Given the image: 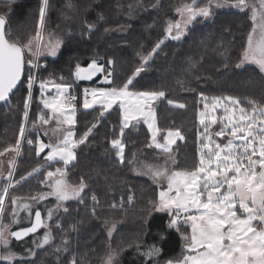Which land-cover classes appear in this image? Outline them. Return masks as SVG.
Returning a JSON list of instances; mask_svg holds the SVG:
<instances>
[{
  "label": "trees",
  "instance_id": "trees-1",
  "mask_svg": "<svg viewBox=\"0 0 264 264\" xmlns=\"http://www.w3.org/2000/svg\"><path fill=\"white\" fill-rule=\"evenodd\" d=\"M180 1L47 0L45 21L63 23L62 28L70 29V34L55 58L37 57L39 67L35 70L27 119L24 116V102L29 97L27 67L12 96L0 103V108L11 100L16 104L8 112L0 109V134L4 136L5 147L15 146L22 123L26 128L12 181L36 169L44 159L43 153L39 156L35 153L34 138L32 145L27 144L30 119L49 112L37 98L38 80L61 77V82L71 85L69 92H79L85 85L74 78L76 65L86 66L93 59L104 66L106 75L114 73L108 86L121 87L143 57L164 39L143 71L134 77L129 89L165 93L157 100L156 121L161 132L179 130L183 137L170 152L173 155L170 166L177 171H190L199 162L198 112L204 98L232 97L240 101L239 107L249 111L253 108L250 101L257 108L264 107V75L252 65L236 67L252 27L250 11L220 10L211 19L193 21L179 40H173L166 37L164 29L174 20L175 4ZM43 3L44 0H0V16L5 18V30L11 33V40H28L32 34L23 27L35 35ZM89 25H92L91 30ZM129 49L135 56L129 57ZM28 58H32L30 54ZM109 60L114 63L109 64ZM118 61L121 66H116ZM101 77L98 75L91 83H97ZM80 102H76V106ZM102 110L100 105L76 109L73 125L76 138L89 128L92 131L85 142L75 148V161L64 171L72 185L84 182L81 197L85 205L75 208L77 201H69V212L59 220L62 227L57 229V218L52 221L55 234L59 233L68 242L62 243V250L48 253L37 264H70L72 259L75 264H103L99 252L105 254L110 248L117 255L114 264L161 263L181 253L182 237L188 233L189 226L180 224L178 229L169 228V214L156 211L150 203L159 199V186L147 176L132 171L135 165L139 172L146 174L147 167H138L141 162L161 165L165 162L164 156L149 146L150 133L144 124L139 123L133 129L126 127L122 133L120 108L113 106L101 116ZM117 139L124 145L123 163L117 157V148L111 145ZM57 165L60 164L53 162L34 173L27 180H33L31 183L25 181L18 187H10L0 220L4 222L12 209L10 197L27 198L39 193L43 187L38 181L44 179L40 173ZM93 196L95 201H92ZM111 203L117 206L109 208ZM111 225L116 229L108 239L107 230ZM153 247L158 251L148 256ZM26 260L12 264H35V260Z\"/></svg>",
  "mask_w": 264,
  "mask_h": 264
},
{
  "label": "snow or ice",
  "instance_id": "snow-or-ice-1",
  "mask_svg": "<svg viewBox=\"0 0 264 264\" xmlns=\"http://www.w3.org/2000/svg\"><path fill=\"white\" fill-rule=\"evenodd\" d=\"M47 0H44L39 10V22L34 36H30L26 42L20 40H11L10 32H6V21L0 16V101H5L9 93L21 81V77L27 64L29 68H37L38 64L33 59H26L28 54L36 58L46 51L50 56H56L60 48V40L53 39V34H49L47 40L43 35L45 13ZM213 6L217 8L232 7L241 11L250 10L253 27L248 34L247 45L244 47L239 62L236 64L240 68L246 63L256 65L261 72H264V0H235L229 3L228 0H207L204 4H199V0H191L190 3H182L176 8V13L180 19L169 22L164 31L166 37L173 40H179L186 32L188 25L199 17L205 19L213 15ZM92 25H89L91 30ZM175 31V35H173ZM160 41L149 53L143 57L142 66L137 67L132 76L121 87L109 89H92L89 93L85 90L83 101L84 109H92L94 105L100 104L104 112L112 108L114 104L119 103L122 116V128L129 126L133 120L138 121L143 118L152 134V144L166 154H170V145L176 141L173 137L183 139L180 131H169L165 137V143L161 144L156 140L159 129L154 127V113L152 112V103L164 97L163 91H129L133 79L143 71V66L147 64L151 55L163 44ZM109 64L114 61L109 60ZM103 71V66L93 60L87 68L76 65L73 73L76 79H91L96 72ZM109 76L112 73L108 74ZM106 81L108 78H105ZM36 77L30 73L27 81L29 97L25 99V119L28 118L27 109L31 100V89L35 83ZM54 87L56 95L42 97L41 103L44 109L49 110L47 118L41 114L38 120L43 125H48L49 120H55L57 128L53 129L56 135L61 134L63 125L72 126L76 123L75 97L67 95L71 85L66 83H55L54 81H41L40 89L44 93L49 87ZM91 95V99L88 96ZM207 99V98H205ZM233 105L239 106L240 101L232 97H226ZM217 102L212 104V110L222 107V102L216 98ZM169 101V104H172ZM253 104L252 112L249 113L245 108L237 109L224 108L225 112H231V115L221 117L220 120H227L224 127L215 136L223 137L228 134L226 144L216 143L212 134L209 132L210 123L215 124L217 117L211 116L208 112L200 114V123L204 125V131L199 134L198 146V164L190 171H172L169 172L167 161L164 166L147 165V173L150 174L153 182L162 180L167 181V188L159 192L157 202H150L158 212H167L170 216L169 228L177 227L180 223L190 226L191 235L183 236L184 249L187 254L177 260L175 264H264V107L257 108ZM179 107H184L179 105ZM205 109L209 105L205 104ZM210 121V123H206ZM94 127V126H93ZM88 131L80 140L73 138L71 131L63 130V139L57 140L55 144H44L37 141L35 144L36 154L39 156L45 149H48V161L59 159L64 165L70 164L75 159L74 149L83 144L87 139ZM26 132L25 125L22 123L19 130L20 138L16 140L14 147H9L0 152L3 155L6 152H16L19 154L21 139ZM238 142V143H237ZM29 145L33 141H28ZM113 147L118 148L117 157L123 163L124 145L117 139L112 142ZM150 147L152 145H149ZM258 157V158H257ZM12 161H9V173L7 179L12 177ZM131 163V162H130ZM39 169H33V173ZM33 173H29V176ZM59 174L60 178H57ZM66 172L57 168L55 172H48L46 179L52 178L50 184L52 191L47 195H53L58 201V207L64 201L77 199L81 196L85 188L83 181L76 186L68 184L64 179ZM13 187V185H9ZM0 195V216L5 211V197L8 193V187ZM32 200H44L45 195L31 197ZM95 201V196L92 198ZM131 200V198H130ZM12 215L17 213L18 199L13 197ZM19 207L29 209L30 205L20 204ZM114 207V206H113ZM238 210L240 214H238ZM67 211V209H65ZM53 210H49L48 218L51 219ZM16 223V220H13ZM44 226L42 214L39 210L35 211V220L31 227L20 229L19 231H10L11 225L4 224L0 220V245L5 249L9 247V238L16 240L22 239L29 233H35L38 228ZM115 228V225L112 226ZM111 235V229L109 230ZM50 235L45 233L41 246L48 244ZM158 250L154 247L147 253L148 256L154 255ZM15 253L7 251L0 260L11 262ZM114 253L108 252L104 264H113ZM75 264V261L73 262ZM166 264H173L169 260Z\"/></svg>",
  "mask_w": 264,
  "mask_h": 264
},
{
  "label": "rangeland",
  "instance_id": "rangeland-1",
  "mask_svg": "<svg viewBox=\"0 0 264 264\" xmlns=\"http://www.w3.org/2000/svg\"><path fill=\"white\" fill-rule=\"evenodd\" d=\"M185 2L190 3L191 1L190 0H182V1L178 2L177 4H175V9L173 11V13L175 14V18L172 21L173 23L175 21H177V20L180 19L179 15L175 11L176 8L179 7L182 3H185ZM206 2H207V0H199V4H201V5L204 4V3H206ZM228 2L229 3H234L235 0H228ZM158 3L159 2H157V4ZM214 4H215V0H214ZM226 9H236V8H232V7L217 8V7L213 6V9H212L213 15L211 17L207 18V19H211L216 14V12H218L220 10H226ZM50 10L51 9L49 8V11ZM68 11H69V8L66 9V12H68ZM250 16H251V11H250ZM198 20L203 22L206 19L203 18V17H199L194 22H196ZM192 23L190 25H188V27H191ZM62 27H63V23L62 24H61V22L60 23L59 22H56L55 24H53L52 22L49 23L48 22V19L44 23L43 35H44L45 40H47L49 34H53V39H59L60 42H61L60 48L57 50V55H58V52H59V50L61 49V47H62V45L64 43L65 37L70 34V29L62 28ZM252 27H253V24H252ZM252 27H251L250 31L252 30ZM23 28L25 29L26 32L31 33L32 34L31 36H34V33L33 32H31L30 30H26L25 27H23ZM36 31L37 30H35V32ZM98 32L99 33L101 32V28L99 29ZM172 34L175 35V31H173ZM75 37H77V35ZM132 40L137 41V38L136 37H132ZM247 40H248V36L246 37V40H245L243 49L247 45ZM243 49H242V51H243ZM129 50H131V52L129 53V57L135 56L134 51L132 49H129ZM242 51H241V53H242ZM154 54L155 53H153L151 55V57ZM56 56H54V57L53 56H50V55L47 54L46 51H42V54L39 57L55 58ZM240 56H241V54H240ZM93 60L97 61L98 59H93ZM92 61H90L88 63V65ZM118 62H116V66H121L120 62L119 63ZM88 65H86V66H81L80 65V66L83 67V68H87ZM99 65H102V64H99ZM247 65H252V66L256 67L260 71V69L256 65L251 64V63H246V64L242 65L241 67L247 66ZM116 66L113 65V67L117 68ZM141 66H142V62L139 63L137 67H141ZM120 69H121V67L117 69L118 72H120ZM111 73H112V75H114L113 72H111ZM261 73L264 75V72H261ZM98 75H101L102 76L101 79L97 83H91V81L95 77H97ZM112 75L111 76L106 75L105 72H104V66H103V71L96 72L95 75H93L90 80L89 79H79L78 80L75 77L74 78H75V80L77 82H84V85L86 87H88V89L91 92L92 89H97V88L109 89V88H111L108 85H109L110 81H112V79H110V78H112ZM106 77L108 78L107 81L105 79ZM41 81H54L57 84L63 83V82H61V77H58V78H50V79H47V80L46 79H44V80L39 79L38 80V83H37L38 86H39L38 92H37V98L40 101H41V98L42 97L47 98V97L56 95V91H55L54 87H51V86L49 87V89L45 90L44 93H42L41 92V89H40V82ZM75 88H76V85H75ZM129 91H133V92H145L144 90H133V89L132 90L129 89ZM89 96H90V99H91L92 98L91 95H89ZM83 101L84 100H81L80 104L77 105V106L75 104L76 109L78 107H82L83 108ZM13 102L14 101L11 100L10 102H8L5 106H3L0 109L3 112H6V111L8 112V109H11V110L14 109L16 107V104L13 103ZM214 102H217L216 101V98H207V99L204 98V100H203V107L198 112V121L200 122V119H201L200 114L203 113V112H208L211 116L217 117L218 119H217V122L215 124H211L210 121H206V123H210L209 132L212 134L213 140L216 143L226 144L227 141H228V134H227V132L225 133V136H223V137L215 136V133L216 132H219L221 130V128L224 127V125L227 123V120H220L219 118L225 117V116H228V115H231L232 114L231 112H225V110H224L225 107H227L230 110L233 109V108H236L237 109L236 116L238 118V115H239L238 107L239 106L233 105L230 101L226 100L225 98H219V102H222L223 106L222 107H219V108H216L215 110H212V104ZM206 103L209 105V108L208 109H205V107H204ZM96 105H100V104H96ZM116 105L120 108L119 103L114 104L113 106H116ZM42 106H43V104H42ZM156 109H157V100L152 103V112L154 113V127L156 129H158V127H157V121H156L157 120L156 119ZM46 110H48V109H46ZM247 111L249 113L252 112V111H249V110H247ZM120 112H121V109H120ZM0 115H2V114L0 113ZM48 115H49V112H47V114L44 115V116L47 118ZM38 117H39V115H37V117H34V118H31L30 119V123H29V126H28L29 136L27 137V139L28 140H31V141L34 138L35 153H36L35 144H36L37 141H42L44 144H55V143H57V140L58 139L59 140H62L63 139V130L71 131L73 133V138L75 140H80L81 137L84 136V134H83L81 137L76 138V136L74 134V130H73V125L72 126L63 125L61 134L56 135V134L53 133V129L57 128L56 121L54 119L53 120H49V124L48 125H43L42 123L39 122ZM121 123H122V116H121ZM139 123H142V124H144L147 127V129H148V131L150 133V140H151V145H152L151 148L155 149L156 151H158L160 153V155L164 156L163 159H165V161L168 162L167 163V167H168L169 172L177 171V170L172 169L171 166H170V162L172 161L173 155L166 154V153L162 152L160 149L156 148L154 144H152V134H151V131L149 130L147 124L144 123V120H143L142 117L139 118L138 121H136V120L131 121L129 123V126L128 127L131 128V129H133L132 127L133 126H137ZM200 126L201 127L197 128V132H198L197 137H199V134L204 131V125H202L200 123ZM169 131L175 132V130H172V129L164 130L163 132H161V130H159V132L157 134V137H156V140L159 143L164 144L166 142L165 141V137L167 136V134H168ZM42 135L45 136V137H47V139L42 138L41 137ZM3 137L4 136L2 134H0V152H4L5 149L9 148V146L8 147H5V145L2 144ZM173 138L175 139L176 142L181 139L179 137H173ZM176 142L174 144L170 145L171 150H172V147L176 144ZM111 145H112V143H111ZM118 151H119V149L117 148V152ZM47 152H48V149H45V151L42 152L43 154L41 153L42 156L44 157V159H43V162L36 167V169L38 168L39 171H41L48 164H51L53 162H56V163H58L60 165H57L54 169L47 170L45 173H43V172L40 173L41 175L44 176V179H42V180H40L38 182H39V184H41V186L43 188H42V190L39 193H37L34 196L45 195L46 196V199H44V200H32L31 197H27V198L16 197L18 199V205H17V213H18V215H16L15 217L12 215V210H13V205H12V209H11L10 213L8 214L7 219L3 222L4 224L11 225L10 231H13L14 229L28 226L30 224V222H31V218H32L33 213L36 210H40L42 212L44 226L41 228V230L39 232L35 233L34 235H32V236H30V237H28V238H26L24 240L17 241L13 237H10L9 238V247L7 249H5L3 247V245H0V256H3L7 251H10L12 253H15V257H14V259L11 262L4 261V260H0V263L1 264H12L13 262L21 261V260H24V259H28L26 261L35 260L34 263L37 264L38 262L41 261L42 257L45 256V255H47L48 253H51L53 251L59 252L60 250H62L61 249L62 243H67L68 242V239H66V238L62 239V237L60 236L59 233L55 234V230H54L55 226L52 223V221L55 218H57V223H56L58 225V226H56L57 229L60 228V227H62V223L59 220H60V218L62 216H64L65 213H68L69 212L70 207H69V205H67L69 201H73V200L77 201V206L75 208H77V207L81 208V207H83L85 205V200L82 199V197H81L83 192L81 193V196L79 198H77V199H70V200L64 201V202H62L60 204L59 207H58V201H57L56 197L53 196V195H47L48 193H50L52 191V188H51L50 184L53 182L52 181V178L46 179L47 173L48 172H55V170L57 168H60V169L64 170L65 167L69 165V164L68 165H64L63 161H60L59 159L53 160V161L46 160L45 157L47 156ZM74 153H75V149H74ZM19 154H17L16 152H11L10 151V152L4 153L3 155H0V195H3L4 194L3 190L6 187H8V190L10 189L9 185H13V187H18V186H20V184L22 182H25L26 181V182H30L31 183L33 181V180L27 181L29 178H32L34 176L33 171L29 172V173H33L32 175L29 176V173H27L25 175H22V176L18 177L15 181H12V177H11L10 180L7 179L8 173H9V161H12L13 162L12 163V169H11L12 170V175H13V172H14L15 167H16V160H17ZM146 159H147V157H146ZM74 161H75V159L72 162H74ZM147 165H151V164L148 163V161L141 162V164L138 167L145 168ZM164 165H165V162L163 164L157 165V166H164ZM39 171H37V172H39ZM132 171L134 173H136V174H141V175L147 176L153 182V179L151 178V175L150 174L147 175V174H145L143 172H139L138 168H136L135 165L132 166ZM57 178H60L59 177V174H57ZM64 179L67 180L68 184L72 185L70 183V181H68L67 176H65ZM153 183H155V184H157L159 186V192L161 190H164V189L167 188V181L166 180H162V181H159V182H153ZM7 195H8V193H7ZM6 198H7V196L5 197V199ZM11 200L12 199L10 197L9 198V202ZM20 204H28V205H30V208L29 209H23V208L19 207ZM111 204H109L108 207L114 209L116 206L115 207H112ZM50 209L53 210V214H52L51 219L48 218V212H49ZM65 209H67V211H65ZM238 214H240L239 210H238ZM8 218H9V220H8ZM14 219L16 220V223H13V220ZM112 226L113 225H111L108 228V230H107V238L108 239L112 238L113 233H114V230L116 229V226H115V228H113ZM189 228H190V226H189ZM110 229H111V235H109V230ZM45 233H48L50 235V240H49V243L48 244H45V245L41 246V242L43 240V237H44ZM185 235H187V236H190L191 235V228L189 229L188 233L185 234ZM47 245H49V246H47ZM46 246H47V248H46ZM109 251H111L112 253H114V260L117 257L116 253L113 251L112 248L107 249V251L105 252V254H104L103 251H100L98 256H99L100 259H102V263L103 264L105 262V258H106V256H107V254H108ZM185 254H187V253L185 252V249H184V240H183L182 241V245H181V253L180 254H178L174 258H169V259L164 260L161 263H154V264H166V262L169 261V260L173 261V264H175V262L177 260L182 259L183 258V255H185ZM114 260H113V264H114ZM74 261H75V259H72V260L69 261V263L70 264H73Z\"/></svg>",
  "mask_w": 264,
  "mask_h": 264
},
{
  "label": "built area",
  "instance_id": "built-area-1",
  "mask_svg": "<svg viewBox=\"0 0 264 264\" xmlns=\"http://www.w3.org/2000/svg\"><path fill=\"white\" fill-rule=\"evenodd\" d=\"M28 59H33L34 60V63H36V64H38L37 62H38V59H37V57L36 58H28ZM26 67H27V69L29 70V72H28V77H29V74L30 73H32V74H34L35 75V70H36V68H29V66L26 64ZM85 90H88V92L90 93V90L88 89V87H86V86H84V87H82L81 89H80V91L79 92H76V91H74V92H68L67 93V95H69V96H72V97H75V101H74V103H76V102H78L79 100H84V98H85ZM88 98L90 99V96H88ZM27 144L29 145V143L27 142ZM92 201H94V200H92ZM119 204H121V202H119L118 203V205ZM111 206L113 207H115V206H117V204L116 203H112L111 204ZM1 217V216H0ZM180 224H184V223H180Z\"/></svg>",
  "mask_w": 264,
  "mask_h": 264
},
{
  "label": "water",
  "instance_id": "water-1",
  "mask_svg": "<svg viewBox=\"0 0 264 264\" xmlns=\"http://www.w3.org/2000/svg\"><path fill=\"white\" fill-rule=\"evenodd\" d=\"M24 71H25V70H24ZM23 74H24V73H23ZM22 78H23V75H22V77H21V80H22ZM20 82H21V81H20ZM20 82L17 83V86L19 85ZM17 86L12 90V92L9 93V96L7 97V99H6L5 101H7V100L12 96V94H13V92L15 91V89L17 88ZM5 101H0V103H3V102H5ZM39 211H40V210H39ZM40 212H41V211H40ZM41 214H42V212H41ZM42 219H43V217H42ZM34 220H35V212L33 213L32 218H31V222H30V224H29L28 226L20 227V228L14 229L13 231H19L20 229L31 227V223H32ZM41 228H42V227H41ZM41 228H38L37 231H36L35 233L39 232V231L41 230ZM35 233H29L27 236H24V237H23L22 239H20V240H24V239H26V238H28V237L34 235ZM13 238H14V237H13ZM14 239H15V238H14ZM15 240H16V239H15ZM20 240H17V241H20Z\"/></svg>",
  "mask_w": 264,
  "mask_h": 264
},
{
  "label": "crops",
  "instance_id": "crops-1",
  "mask_svg": "<svg viewBox=\"0 0 264 264\" xmlns=\"http://www.w3.org/2000/svg\"><path fill=\"white\" fill-rule=\"evenodd\" d=\"M41 137L47 139V137H45V136H43V135H42Z\"/></svg>",
  "mask_w": 264,
  "mask_h": 264
}]
</instances>
